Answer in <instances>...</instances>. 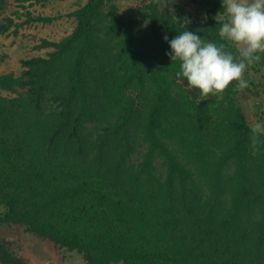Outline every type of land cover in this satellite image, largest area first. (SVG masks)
Here are the masks:
<instances>
[{
	"label": "trees",
	"instance_id": "obj_1",
	"mask_svg": "<svg viewBox=\"0 0 264 264\" xmlns=\"http://www.w3.org/2000/svg\"><path fill=\"white\" fill-rule=\"evenodd\" d=\"M166 1L87 0L46 55L0 73V221L84 264H264V146L242 89L204 95L165 54L183 28L217 40L220 0L200 20ZM6 5L0 33L18 26ZM0 264L27 263L0 240Z\"/></svg>",
	"mask_w": 264,
	"mask_h": 264
},
{
	"label": "rangeland",
	"instance_id": "obj_2",
	"mask_svg": "<svg viewBox=\"0 0 264 264\" xmlns=\"http://www.w3.org/2000/svg\"><path fill=\"white\" fill-rule=\"evenodd\" d=\"M86 1L48 0L42 4L35 3L33 0H7L2 15L12 16L18 26L12 25L9 32L0 33V73L8 71L18 73L22 69V59L34 55H46L51 47L42 46L43 40H59L71 31L74 20L69 16V12ZM116 1L122 10H128L130 13L144 2V0ZM173 1H166L167 8L178 10L179 7H176ZM176 1H178L177 5L193 13L194 17L200 20L207 15L213 0ZM28 11L32 12L33 16L42 14L51 16L53 19L51 21L28 20ZM1 17L0 20H2ZM222 18L223 13L221 12L219 20ZM15 27H18L17 33L13 31ZM246 78L250 82L249 86L239 93L242 94L241 100L245 105L247 104L248 120L254 124L259 120H264V59L248 68ZM256 92L261 95L257 96ZM0 93L5 94L6 92L0 90ZM2 210L4 209L0 207V214ZM0 240L7 242L11 250L27 264H84L83 257L78 251L62 248L55 242L27 231L21 224L0 221Z\"/></svg>",
	"mask_w": 264,
	"mask_h": 264
},
{
	"label": "clouds",
	"instance_id": "obj_3",
	"mask_svg": "<svg viewBox=\"0 0 264 264\" xmlns=\"http://www.w3.org/2000/svg\"><path fill=\"white\" fill-rule=\"evenodd\" d=\"M215 19L217 40L204 39L197 31L183 30L163 40L171 61H178L176 75L204 94L222 93L229 85L236 89L249 86L248 68L264 59V0H220ZM223 13V18L217 17ZM204 19H207L205 15ZM216 23V24H217ZM147 21H144V25ZM264 120L250 126V148L264 146Z\"/></svg>",
	"mask_w": 264,
	"mask_h": 264
}]
</instances>
